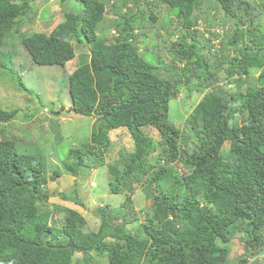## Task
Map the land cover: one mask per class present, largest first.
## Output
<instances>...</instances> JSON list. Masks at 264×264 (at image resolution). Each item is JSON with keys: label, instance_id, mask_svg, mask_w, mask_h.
Returning a JSON list of instances; mask_svg holds the SVG:
<instances>
[{"label": "trees", "instance_id": "16d2710c", "mask_svg": "<svg viewBox=\"0 0 264 264\" xmlns=\"http://www.w3.org/2000/svg\"><path fill=\"white\" fill-rule=\"evenodd\" d=\"M35 1L0 0V47L20 45L19 63L63 66L86 43L66 87L72 110L94 119L62 166L75 176L105 164L109 191L125 197L118 209L95 208L96 230L63 205V223L52 224L42 210L51 194L83 203L74 187L45 189L59 171L49 177L43 153L19 152V109L0 106V264H264V0H78V10L61 0L48 33L33 29ZM211 11L231 19L230 35L197 29ZM16 52L0 49V70L29 91ZM182 88L202 94L178 126L168 112ZM32 115L28 129L40 124ZM115 131L130 144L103 160ZM233 239L244 241L238 257Z\"/></svg>", "mask_w": 264, "mask_h": 264}, {"label": "rangeland", "instance_id": "374dc122", "mask_svg": "<svg viewBox=\"0 0 264 264\" xmlns=\"http://www.w3.org/2000/svg\"><path fill=\"white\" fill-rule=\"evenodd\" d=\"M65 3L68 8L80 9L78 0H66ZM35 5L37 15L33 23V29L48 33L63 18V3L61 0H36ZM106 6L109 8L110 4L107 3ZM206 18L211 23L208 27L204 23L196 26L199 31H204L205 36L209 35L206 28H212L219 32L227 30L228 34L230 33L227 26L230 25L231 19L224 18L222 11H211ZM165 24L160 28L162 31ZM213 43L215 44L214 48H217L219 45L218 39H214ZM0 49L17 50L15 58L17 73L29 89L27 91L18 87L16 75L0 70V106L5 109H19L14 119L15 124H17L14 140L19 152L43 153L46 158L47 176L54 175V169L60 173V176H56L54 180L48 179L45 189L49 193H53L70 191L74 187L79 200L83 203L79 205L71 200H62L57 195L51 194L42 210L48 211L52 218V224L59 226L63 223L64 217L62 212L56 210L55 205L70 207L85 217L86 225L83 227L85 230H96L99 219L94 213L95 208L106 204L113 209H118L125 197L124 193L109 191V175L105 164L83 166L79 174L73 176L65 171L61 162L71 145L89 136L94 119L92 116L81 115L73 110H68L72 104L66 87L68 73L79 63L88 59V46L85 43L80 47H76L75 56L66 61L63 66L39 65L31 61L19 63V59L27 60L24 58L27 55L20 45L14 48L0 47ZM141 53L144 54L143 51ZM201 94L195 90L189 92L187 89L182 88L169 103V121L182 126L186 116ZM26 113H33L31 119L39 117V126L35 125V128L31 127V129L26 128L24 124L27 123V119L23 118ZM151 133L153 138L156 139V131L151 130ZM124 134L122 132L120 136L115 131L111 133L112 141L108 148L100 146L102 153L105 154L102 156L103 160L113 156L116 158L118 149L130 144L128 137H125ZM107 153H109V156H107ZM100 159L102 158L98 157L96 160L100 161ZM131 198L135 209H139L146 204V199L139 187H136ZM130 226L134 227V224ZM243 242L241 239H233L228 243L230 257H238L242 253ZM97 259L101 264H106V258L97 257Z\"/></svg>", "mask_w": 264, "mask_h": 264}, {"label": "water", "instance_id": "95a60500", "mask_svg": "<svg viewBox=\"0 0 264 264\" xmlns=\"http://www.w3.org/2000/svg\"><path fill=\"white\" fill-rule=\"evenodd\" d=\"M68 110H72V105L68 108ZM55 113H58V112H55Z\"/></svg>", "mask_w": 264, "mask_h": 264}, {"label": "bare ground", "instance_id": "6f19581e", "mask_svg": "<svg viewBox=\"0 0 264 264\" xmlns=\"http://www.w3.org/2000/svg\"><path fill=\"white\" fill-rule=\"evenodd\" d=\"M63 75V74H62ZM64 84V83H63Z\"/></svg>", "mask_w": 264, "mask_h": 264}]
</instances>
